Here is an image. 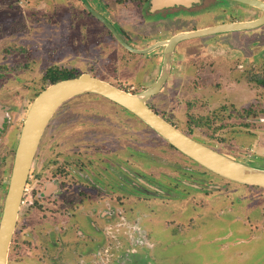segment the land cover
Wrapping results in <instances>:
<instances>
[{"label": "rangeland", "instance_id": "374dc122", "mask_svg": "<svg viewBox=\"0 0 264 264\" xmlns=\"http://www.w3.org/2000/svg\"><path fill=\"white\" fill-rule=\"evenodd\" d=\"M87 1L89 6L99 8L95 0ZM123 4H113L109 16L137 49H144L145 45L173 31L212 25L209 17L203 15L168 21L153 29L139 23L137 15L131 16L134 6L126 9ZM145 37L150 38L144 40ZM224 40L228 41L224 48L230 46L248 56L259 51L258 65L247 63L252 69L245 68L242 74L230 73L227 69L235 67V61L228 55L230 50H218L213 58L214 54L209 53L212 48L203 53L210 44H215L214 41ZM155 53L149 55H156L157 63L160 52L156 50ZM210 59L218 63L213 66V73L205 65ZM157 66L154 67L150 58L122 49L120 43L108 36L103 25L86 13L79 0H0V110L7 119L0 122V163L4 166L3 170L0 165V183L3 184L0 198L6 191L27 110L38 93L52 84L49 77L64 74L74 78L86 73L135 93L155 81L159 73ZM172 72L167 87L147 102L149 107L196 141L231 159L264 169V87L255 81L264 78V25L254 30L184 41L175 55ZM99 112L105 113L104 119H99ZM107 118L112 119L116 128L117 123H126L127 129L130 126V155L127 151L121 160L114 159L115 164L125 165L126 161L135 180L143 179L164 191L158 196L153 190L137 192L132 189L130 211L127 207L123 209L124 197L118 195L116 222H126L133 253L130 250L118 252L124 247L117 241L114 250H109L110 254L116 249L115 256L121 264H264V226L256 232L260 236L256 239L252 238L249 228L251 223L264 222L261 216L264 188L231 182L205 170L168 148L161 137L132 114L119 113L111 102L93 94L76 96L62 104L50 122L53 127L44 132L26 185L28 191L24 200L28 201L22 205L32 203L31 210L36 215L31 214L30 220L29 215L26 216L25 233L19 240L15 238L17 243L14 241L10 246L7 264L54 263L50 261L54 253L47 250L43 241V231L49 230L50 225H43L49 215L45 214V208L57 199L47 201L37 196L43 185L52 181L50 173L56 168L60 171L66 155L76 153L77 144L65 147L56 139L51 147L47 135L63 126L66 128L55 131V135H65L63 140L71 130L72 143L103 145L108 149L112 131ZM83 122L90 126H80ZM95 122L107 128L94 129ZM121 135V142L130 138L126 131ZM84 145L86 159L89 146ZM51 151L54 152L52 156ZM37 171H40L41 187L30 197L32 176ZM119 172L116 168V176L124 178ZM130 180L134 179L128 182ZM177 181L179 184H175ZM182 182L191 186L183 187ZM119 186L118 181L115 187L120 191L123 187ZM69 198L79 206V198ZM54 204L58 206L54 212L60 218L69 216L64 211V203ZM130 215L133 220L129 219ZM78 225L81 232L79 258L86 255L88 264H95L94 261L113 264L110 259L104 258L103 262L95 259L97 250L103 256L111 246L107 247L108 241L92 226L90 218L85 214L79 216ZM143 235L146 241H140ZM95 238L97 241H92ZM70 247L68 245V249ZM69 253L65 256L72 262Z\"/></svg>", "mask_w": 264, "mask_h": 264}, {"label": "flooded vegetation", "instance_id": "af4514ba", "mask_svg": "<svg viewBox=\"0 0 264 264\" xmlns=\"http://www.w3.org/2000/svg\"><path fill=\"white\" fill-rule=\"evenodd\" d=\"M95 1L97 5L99 6V8L94 7V5L89 6V3L87 0H79L82 7L86 10V13L103 25V27L106 29L108 33V36L113 38V40H115L116 42L120 43V41H118V39L106 27V25L102 21H100L98 18H96L88 10V7L91 10H93L98 16H100L103 20H105V22L108 23L113 28L115 33L118 35V37L124 44L132 48H137V47L132 46V41H130V39L119 30V28L117 27L118 25L110 19L109 14L111 13L110 11H111L113 4L124 3L123 5H124V8L126 9L128 7L134 6L135 9L133 10H135V13H136L135 16L137 15L136 17H138V20L142 21V23L145 26L148 25L150 27L152 26L151 24H154V23H156V26H157V25H160L161 23H165L168 21L172 22L177 19H183V18L195 19L203 15H206L209 17V20L212 23V25H208L210 27V26H216V25L227 24V23L253 21L261 17L263 14L257 8L249 7V6L240 4L238 2H234L232 0H182L180 3L176 2L175 0H166L168 2L167 6H164L161 8L154 7V0H95ZM261 1L264 2V0H261ZM133 10L130 11L131 16H132ZM208 26L207 25L203 27L193 26L190 29L173 31L168 36L166 35L165 38H158L157 40L145 45L144 49L150 47L151 45L157 42L165 41L177 33L194 31V30L202 29ZM152 28L155 29L153 26ZM156 35H159V34H156ZM148 38L150 37H145L144 40H147ZM214 42L215 44H210L209 47L204 49L203 53H207V51L212 48L209 53L214 54V56L211 55V57L213 58L215 57V55H217L216 52L218 50H225V49L230 50L228 52V55L233 58V61H235V67L228 68L227 69L228 72L235 73V74L236 73L242 74L245 68L247 70L252 69L250 67H247V63L254 62L256 65H258L259 54H260L259 51H257L256 53L249 54L248 56V55L243 54V51H240L238 49L237 50H234L233 48L230 49V46H226L227 48H224L225 44L226 45L228 44L227 40H224L221 43L217 41H214ZM120 45L122 49H124L125 51H128L121 43ZM212 50L213 52H211ZM162 51H163L162 48H158V52H160L161 55H162ZM175 51L176 50L174 49L173 55H175ZM154 57L155 56L152 55V59H154ZM211 59L206 60L205 65L209 66L210 68H208V70L211 71V73H213L215 71L213 66L218 65V63L211 61ZM173 61L174 60H172V63ZM155 66L156 64L154 63V67ZM235 81H238V80L235 79ZM194 103L195 102H193V104ZM111 105L115 106L119 113L130 114L129 112L125 111L124 109L120 108L119 106H117L116 104L112 102H111ZM3 114L4 113L0 110V122L7 121L5 115ZM98 114H99V119L105 118V115H104L105 113L99 112ZM161 117L163 118V116ZM99 119H97L96 121H98ZM107 119L109 120L111 131H112L111 135L109 136L108 149L103 145L101 146L93 145V144H89V145L79 144L78 145V143H72V141L69 139L71 138L70 137L71 130L69 132L68 137L65 140H63L65 135L64 136L55 135L56 130L59 131L61 129L66 128L63 126H60L58 129L53 130L49 135H47V139L49 141L50 146L53 145L52 143H55L56 139L59 140L58 142L60 143V145H63L65 147L69 146L70 144H77V146L74 148V152L76 153H73L72 155L71 154L72 152H71L68 154V157L66 155L65 157L66 162L62 164L63 167L62 166L60 167V171L58 168H56L53 170V173L52 172L50 173L49 179L52 181L46 182L43 185V189L39 192V195L37 196L38 198H41V199L45 198L47 201H51V199H57L59 203H64L65 205L63 207L65 209L64 211L67 215H69V216H66L65 218H60L57 215V213L54 212V210L58 208V206L54 204L57 201H52V203L50 202V205L47 206L44 210L45 214H49V215L48 217L46 216V220H45L43 227L48 226V225H50V227H49V230L44 229L43 233L45 235V239L43 241H45L46 243L47 250H49L50 252L53 251L54 253L53 255L54 257L50 260L51 262H54V263H51V264H88L89 263L86 255L80 256L79 258L80 251H79L78 242H79V237H81V232L79 231L78 222H79V216L83 214H85L86 217L90 218L92 226L96 228L104 236V239L106 241H108V243L106 244L107 247L111 246V249L106 248V251H104L105 254L103 256H101L97 252L98 250L96 251L95 249H92V251H96L95 253H97L95 259L96 260L98 259L97 261L100 260V262H103L104 258H106V260L110 259L111 262H113V264H121L119 261V258L117 259L115 254L117 253V251L120 252L121 250H126L127 253L129 252V250L130 252H132V245H131L132 240L130 239L131 234H130L128 227L126 226V222L125 224H118L116 222V218H115L116 210L115 209L117 206V198H120L118 195L124 197L123 198V202H124L123 209L125 210V208L127 207V209L130 211L131 205H132V201H131L132 189L137 192H141V191L149 192L153 190L154 194L158 196H162L164 194V191L154 188L153 186L149 185L143 179L135 180L136 177L132 175L130 168L129 169L127 168L126 161H124L125 165L115 164L114 159H116V161L117 159L121 160L122 155L126 156L127 151L129 152V155H130V152H131L130 150L131 149L130 126L127 129L126 123H123L122 125L120 123H117L119 124V126H117L116 128L115 123L111 121L112 119L110 118H107ZM50 122L47 125L44 132H46V130H48L50 127H53V124ZM79 124L82 127L83 125L90 126L86 122L79 123ZM128 124L129 123H127V125ZM92 127L94 129L102 128V127L107 128L106 125H100L98 122H95L92 125ZM174 127L177 128L176 126ZM123 131H126L128 135L130 136V138H128V140L125 139V141L121 142L120 139L123 138L121 135V132ZM77 138H79V136ZM80 141L82 143V139ZM121 143H124V144L122 145ZM83 145L89 146L86 150L87 156H88L86 159L84 158V154H83L85 150L83 148ZM38 148H39V145H38ZM38 148H37V151H38ZM168 148L176 152V150L172 148L171 146H169ZM37 151L35 153L33 162L37 161V158H38ZM53 153L54 152L51 151L49 153L50 156H52L51 154ZM33 162H32V165H33ZM1 164L3 163H0V165ZM32 165H31V168H32ZM72 165H75V166H72ZM31 168H30L28 179L26 181L23 195L21 198V203H20L19 210L17 213L16 225H15V229L12 234L9 248L13 244L14 241L16 242L17 238L18 240L20 239V235H23L25 233L26 216L29 215V220H30L31 218H33L32 215L34 214L36 215L34 210L33 211L31 210L32 203H29L27 206L25 205L24 207H22V205L25 204L26 201H28V199L26 198L24 200V197L28 191V187L26 185L29 184V177L31 176ZM116 168H118V170L122 172V173L121 172L119 173H121L124 178H122L121 176L120 177L116 176V173H115ZM11 169H12V165H11ZM11 169H10V174H11ZM3 170H4V166H3ZM39 173L40 171H37V173L33 174L34 176H32L33 181L31 182V186L33 185V187L31 188V191H30L31 192L30 197L33 196L34 190H38V189L40 190L41 185H39L40 180H38ZM10 174H9V178H10ZM57 177H59V180ZM132 178L134 180L133 181L130 180L131 182H128V180ZM126 179L128 180L126 181ZM118 181L120 184L119 187H123V189L120 191L117 190L115 187L116 182ZM8 183H9V180H8ZM175 184H179V181L175 182ZM181 184L183 187H187V188L191 186V184L185 183V182H182ZM0 186L2 187L3 184L1 185L0 183ZM7 187H8V184H7ZM7 187H6V191H7ZM73 190L75 191L73 192ZM6 191L5 193L3 192L1 193L0 219L2 216V210H3V204H4V198H5ZM117 192L119 193L117 194ZM70 196L79 198V201H78L79 206L75 205L76 202L73 201L72 198H69ZM22 208H23V211H22ZM145 214L147 216L148 215L152 216V213H149V212H145ZM261 216H262V219H264V212L261 213ZM129 217H130L129 219L133 220L131 218V215ZM251 224L249 228L251 229L250 232L252 233V238L254 239L259 238L260 236H258L256 232L259 231L262 228V226H264V222L251 223ZM258 227L259 229L256 230ZM104 229L105 231H107L106 233L108 234H106L105 232L103 233L102 230ZM142 232L144 233V230ZM16 235L18 237H16ZM25 236L27 235L25 234ZM97 239L98 238H95L92 241H97ZM109 241H112V243ZM117 241H119V243L122 244L120 246H123L124 249L119 248L117 251L115 249V251H112L113 253L111 252L110 254L109 250H112V249L114 250V248L116 247L114 245L116 244ZM140 241H146L145 235L141 236ZM68 245H71L70 249H68ZM130 246L131 248H129ZM9 248H8V254H9ZM68 252H70L69 254L71 256L72 262H68L66 259L65 255ZM8 254H7V263H8ZM94 263L97 264L96 261H94Z\"/></svg>", "mask_w": 264, "mask_h": 264}, {"label": "water", "instance_id": "95a60500", "mask_svg": "<svg viewBox=\"0 0 264 264\" xmlns=\"http://www.w3.org/2000/svg\"><path fill=\"white\" fill-rule=\"evenodd\" d=\"M175 1L180 3L182 0ZM232 1L257 8L263 14L253 21L227 23L194 31L180 32L165 41L157 42L142 50L124 44L113 28L88 7V10L106 25L129 52L142 55L162 48V61L159 73L149 87L136 93L121 90L86 73L55 82L38 93L27 110L14 151L11 174L0 219V264L7 263L8 248L15 229L21 198L41 137L59 107L76 96L84 94L100 96L132 114L152 132L161 137L169 146L205 170L231 182L264 188V169L231 159L215 149L196 141L168 123L147 104L149 99L158 94L164 86L170 73L173 50L178 43L208 35L248 31L264 25L263 1ZM167 4L166 0H154L155 8H161L167 6Z\"/></svg>", "mask_w": 264, "mask_h": 264}, {"label": "crops", "instance_id": "0c3cea01", "mask_svg": "<svg viewBox=\"0 0 264 264\" xmlns=\"http://www.w3.org/2000/svg\"><path fill=\"white\" fill-rule=\"evenodd\" d=\"M132 15H135V13L134 12H132ZM139 21V20H138ZM139 23H142V21H140ZM143 24V23H142ZM144 25V24H143ZM153 27L155 26L156 27V23H154V24H151ZM158 26V25H157ZM154 27V28H155ZM234 32H237V31H234ZM228 33V32H227ZM184 41H186V40H184ZM184 41H182V42H180V43H178L177 44V46L175 47V55L177 54V52L179 51V48L181 47V45L183 44V42ZM137 49V48H136ZM139 50H142V49H140L139 48ZM156 50H158V49H156ZM156 50H154V51H152V52H150V53H148V54H142V55H140V54H137V55H139L140 57H146V58H150V59H152V57H150V55L149 54H156L155 52H156ZM174 53V52H173ZM175 55H173L172 56V60H175ZM154 56H156V55H154ZM153 61H154V63L156 64V65H158L157 66V69L159 70L160 69V65H161V61H162V55L161 54H159V59H158V61H157V63L155 62L157 59H156V57H154V59H152ZM173 64H174V61H173V63H172V61H171V69H170V73H169V75H168V78H167V80H166V82H165V84H164V86L162 87V89L159 91V93L165 88V86H166V84H167V81H170L169 79L172 77V70H173ZM174 70H175V68H174ZM173 76H175V75H173ZM107 82V81H106ZM108 83H110V82H108ZM153 83V82H152ZM151 83V84H152ZM150 84V85H151ZM150 85H148L147 87H149ZM146 87V88H147ZM167 87V86H166ZM143 89H145V88H139L138 90H137V92H139V91H142ZM136 93V92H135ZM158 93V94H159ZM158 94H156V95H158ZM151 99V98H150ZM149 99V100H150Z\"/></svg>", "mask_w": 264, "mask_h": 264}, {"label": "trees", "instance_id": "16d2710c", "mask_svg": "<svg viewBox=\"0 0 264 264\" xmlns=\"http://www.w3.org/2000/svg\"><path fill=\"white\" fill-rule=\"evenodd\" d=\"M70 78H72V77L62 74L60 76H51V77H49L48 80H49L50 83L53 84L55 82H58V81H61V80H65V79H70ZM256 82L258 83V85L264 87V78L257 79Z\"/></svg>", "mask_w": 264, "mask_h": 264}]
</instances>
